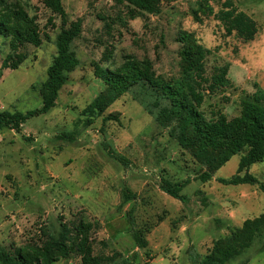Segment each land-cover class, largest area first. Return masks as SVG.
Masks as SVG:
<instances>
[{
	"label": "rangeland",
	"instance_id": "rangeland-1",
	"mask_svg": "<svg viewBox=\"0 0 264 264\" xmlns=\"http://www.w3.org/2000/svg\"><path fill=\"white\" fill-rule=\"evenodd\" d=\"M21 1L37 19L43 43L22 47L25 61L13 70L3 67L11 50L7 39L0 38V110L26 113L42 105L34 86L47 78L62 24L41 0ZM233 1L257 22L254 41L228 35L215 15H200L201 22L196 21L192 11L198 10L197 0H162L159 15L134 19L114 0H63L69 22L83 21L81 36L72 44L79 65L48 114L28 119L22 133L0 134L1 252L15 254L26 245L61 240L64 234L74 243L75 228L87 220L94 225L95 254L119 253L118 260L136 264H199L217 239L264 212V194L257 186L219 182L237 173L242 154L233 156L210 182L197 179L202 166L181 149L173 124L158 123L167 101L148 86L131 88L106 111L104 116L119 113L118 122H104L102 116L87 126L82 116L104 87L96 76L97 65L120 64L131 55L150 59L158 75L177 76L180 46L175 39L181 30L194 32L210 51L207 77L214 68L229 65L228 78L252 88L264 73V0ZM246 97L231 84L214 94L206 92L201 110L207 118L220 111L232 119L240 115ZM63 133H72L75 141L61 139ZM249 173L264 181V161L253 164ZM163 178L190 180L181 192L188 202L164 193L159 186ZM126 191L137 198L125 202ZM134 231H143L147 249L137 246ZM55 264H80V258ZM227 264H264V235Z\"/></svg>",
	"mask_w": 264,
	"mask_h": 264
},
{
	"label": "trees",
	"instance_id": "trees-1",
	"mask_svg": "<svg viewBox=\"0 0 264 264\" xmlns=\"http://www.w3.org/2000/svg\"><path fill=\"white\" fill-rule=\"evenodd\" d=\"M120 7L127 9L131 19L139 16L159 15L162 0H114ZM53 15L61 19V30L56 37L57 54L47 70V78L34 86L41 97V107L22 112L0 110V134L5 130L22 133V126L32 117L48 114L57 103L68 76L79 65V59L72 50V44L81 36L82 19L69 22L63 0H41ZM211 3L219 9L215 11ZM197 9L192 13L196 21L200 15H215L223 24L228 35L236 34L244 43L255 40L258 33L257 22L236 6L233 0H197ZM7 39L11 53L4 59L3 67L13 70L25 61L20 49L26 45L40 47L43 43L40 26L35 16L30 14L28 5L21 0L10 2L0 0V38ZM175 41L179 44V74L173 77L158 75L150 59H138L124 56L120 64L97 65L96 76L103 84V90L83 110L87 126L98 117L103 121H119V113L106 111L128 91L140 84L148 86L159 99L167 105L158 113V123L162 126L174 125L176 140L193 160L202 166L197 179L202 183L210 182L215 173L230 159L242 154L238 171L228 179H220L225 185L257 186L264 194V181H259L249 173L255 163L264 161V95L256 92L242 100L239 116L232 119L220 112H214L207 118L201 107L210 94L231 85L227 75L229 65L214 68L210 77L206 76L205 61L210 51L203 46L194 32L181 30ZM109 60V56H106ZM69 142L75 141L72 133L59 136ZM109 154L126 165L125 159L113 150ZM245 172L244 175H241ZM190 180L173 182L161 179L160 189L170 197L187 203L189 198L182 190ZM124 201L137 198L136 194L126 191ZM130 215V214H129ZM132 220V219H131ZM93 224L81 220L75 228L77 239L69 243L64 234L61 240L49 239L42 245H26L15 254L0 251V264H55L69 260L72 256L80 258V264H136L128 259H120L119 253L113 256L95 254L91 232ZM264 235V212L253 219H247L242 226L230 231L226 237L217 239L199 264H227L240 257L251 248L254 241ZM133 238L137 246L147 249L149 242L143 231H134Z\"/></svg>",
	"mask_w": 264,
	"mask_h": 264
},
{
	"label": "crops",
	"instance_id": "crops-1",
	"mask_svg": "<svg viewBox=\"0 0 264 264\" xmlns=\"http://www.w3.org/2000/svg\"><path fill=\"white\" fill-rule=\"evenodd\" d=\"M258 34V33H257ZM257 36V35H256ZM255 39H256V37H255ZM229 70H230V67H229ZM228 75H229V72H228ZM228 75H227V78H228ZM228 80L231 82V84L233 85V86H235L238 90H240V91H242V92H244L245 94H247V96H252V95H254L256 92H261L263 95H264V73H262V74H260V77L258 78V80L254 83V85H253V87L252 88H249V89H247V88H243V87H240V86H238V85H236V84H234L233 82H232V80H230L229 78H228ZM149 242V241H148Z\"/></svg>",
	"mask_w": 264,
	"mask_h": 264
}]
</instances>
